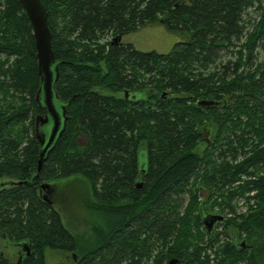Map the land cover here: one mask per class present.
<instances>
[{"label": "trees", "instance_id": "trees-1", "mask_svg": "<svg viewBox=\"0 0 264 264\" xmlns=\"http://www.w3.org/2000/svg\"><path fill=\"white\" fill-rule=\"evenodd\" d=\"M41 1L66 120L38 169L34 128L43 108L34 39L19 2L0 0V181L9 180L0 186V264H45L47 248L75 253L72 264H264V175L240 190H218L221 210H233L236 193L254 191L257 200L247 214L223 218L233 232L221 244V221L208 232L202 219L212 212L213 192L199 198L210 185L264 168H256L264 163V3ZM253 2L260 14L246 31L243 13ZM153 24L179 35L169 52L121 40ZM235 44V58L217 63L219 52ZM256 46L263 57L254 63ZM203 128L209 144L199 140ZM69 177L86 182L76 201L86 202L88 239L68 230L41 189Z\"/></svg>", "mask_w": 264, "mask_h": 264}, {"label": "rangeland", "instance_id": "rangeland-1", "mask_svg": "<svg viewBox=\"0 0 264 264\" xmlns=\"http://www.w3.org/2000/svg\"><path fill=\"white\" fill-rule=\"evenodd\" d=\"M262 3H264V0H261ZM258 2H253V5L248 7L245 12L243 13V24L245 25L246 31H251L253 29L254 24L259 18L260 11L257 7ZM106 37L107 36H103ZM105 38L99 40L100 43L104 41ZM121 40L123 42H130L134 45L135 48L141 51H156L158 53H167L169 52L173 45L179 40V35L174 34L172 32L167 31L162 25L160 24H153L149 26H145L137 31L129 32L127 34H124L121 37ZM238 48V46L233 45L228 50L225 49L223 52H219V57L217 59V63H219V59L222 60L223 63L226 62V60L234 59L235 58V51ZM253 62H258L263 57V51L259 48V46H256L253 51ZM223 54V56H222ZM225 55V56H224ZM5 55H0V59H4ZM253 63V64H254ZM253 68V67H252ZM0 78H2V75H0ZM210 129V127H209ZM78 143L81 145H84L86 142V139L84 141L83 136L79 135L77 139ZM203 145H201L202 148ZM227 157V155H226ZM241 157H238L236 160H241ZM235 163V161H232ZM261 167L264 165V163H259ZM258 169V168H257ZM264 175V168H261L257 170L255 174L252 176H248L244 173L239 175L238 181L233 182H227V183H219L218 186L210 185L206 190H201L199 194V198H210L208 196L209 193L213 192V198H210L207 200V204L209 206V209H211L212 212H217L220 215L223 216L224 219H228L230 217H235L241 214H247L251 210L255 208V203H257V200L253 198L252 192H244V193H236L233 195V197L230 200V204L232 206L231 210L228 206L222 205V209L220 208V203H222L221 195L219 196L220 191L225 192V194L233 189H239V186L243 184L245 180H251L256 179L257 176ZM9 186V180L3 179L0 181V186L2 185ZM86 182L83 180V178L80 177H69L63 180H60L56 186L55 191L53 192V200L56 203L57 208H59L64 225L68 228V230L73 233L76 236H79L80 238H90L91 232H90V226L86 223V207H85V201H76V198L79 196V194H84L86 192ZM85 191H84V189ZM240 192V191H238ZM88 193V191H87ZM80 194V196H81ZM87 196L90 198V196L87 194ZM86 197V196H85ZM85 197H83L85 199ZM249 197V198H248ZM187 201V198L185 199V203ZM215 202L214 204L212 202ZM197 212H194V214ZM224 219L221 220V224H218V226L215 228L218 232L217 235V243H223L226 241L225 238H227L233 230L231 228H225ZM238 219V218H237ZM239 220V219H238ZM223 223V224H222ZM204 245V242L201 243ZM9 249H11V252L15 253L16 248L14 246H9ZM209 250H207L208 252ZM210 257H212V254H210ZM45 264H70V257H64L60 252L54 251L53 249H45ZM236 264V263H235ZM237 264H243L242 261L238 262Z\"/></svg>", "mask_w": 264, "mask_h": 264}, {"label": "water", "instance_id": "water-1", "mask_svg": "<svg viewBox=\"0 0 264 264\" xmlns=\"http://www.w3.org/2000/svg\"><path fill=\"white\" fill-rule=\"evenodd\" d=\"M24 11V14L30 25L34 46L37 71L40 77V87L37 93V101L43 108V115H37L35 118L34 132L39 141L40 151L37 158V168L41 167L48 151L64 130L65 126V105L58 103L57 95L54 91V83L58 76V63L55 60L54 52L51 46V31L48 26V11L41 0H17ZM120 38V37H118ZM116 39V37L114 38ZM125 98L128 97V91H125ZM163 96V94H162ZM213 100H200L198 105H212ZM207 130V129H206ZM209 131V130H208ZM210 132V131H209ZM211 137L203 138L206 143H210ZM85 141L86 136L83 135ZM50 184L44 183L41 189H48ZM141 183L138 181L137 187ZM45 199V196H44ZM203 224L209 232L213 229L216 222L221 221L223 216L219 213L204 211L202 215ZM23 248L28 254L29 249L26 243H22ZM242 244H244L242 242ZM75 258V253L70 254ZM173 261H170L171 264Z\"/></svg>", "mask_w": 264, "mask_h": 264}, {"label": "flooded vegetation", "instance_id": "flooded-vegetation-1", "mask_svg": "<svg viewBox=\"0 0 264 264\" xmlns=\"http://www.w3.org/2000/svg\"><path fill=\"white\" fill-rule=\"evenodd\" d=\"M202 130L203 131L201 133V136H200V139L199 140L202 141V142H204V143H206L204 140H201V139L208 138L210 136V132L208 130H206V128H203ZM54 189H55V187L52 184H50V186H49L48 189H43V190H45V193H46V194H44V193L43 194L44 195L49 194L52 197V199H53V192L55 191ZM18 253H20V254H18V259H21V257H22V249H20ZM60 253L64 257H68V258L70 257V264H72V262H74L75 260H77V256L76 255H75V258H73L70 254H67L65 252H60Z\"/></svg>", "mask_w": 264, "mask_h": 264}, {"label": "built area", "instance_id": "built-area-1", "mask_svg": "<svg viewBox=\"0 0 264 264\" xmlns=\"http://www.w3.org/2000/svg\"><path fill=\"white\" fill-rule=\"evenodd\" d=\"M250 192H252V194H253L254 191H250Z\"/></svg>", "mask_w": 264, "mask_h": 264}]
</instances>
